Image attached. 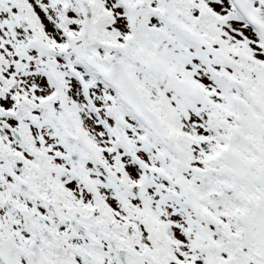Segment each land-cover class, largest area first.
<instances>
[{
  "label": "snow or ice",
  "instance_id": "1",
  "mask_svg": "<svg viewBox=\"0 0 264 264\" xmlns=\"http://www.w3.org/2000/svg\"><path fill=\"white\" fill-rule=\"evenodd\" d=\"M0 264H264V0H0Z\"/></svg>",
  "mask_w": 264,
  "mask_h": 264
}]
</instances>
